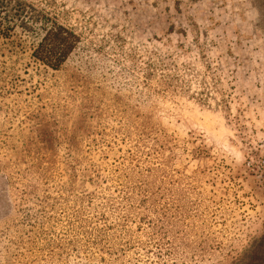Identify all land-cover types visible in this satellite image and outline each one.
<instances>
[{
    "label": "rangeland",
    "instance_id": "obj_1",
    "mask_svg": "<svg viewBox=\"0 0 264 264\" xmlns=\"http://www.w3.org/2000/svg\"><path fill=\"white\" fill-rule=\"evenodd\" d=\"M11 5L0 264H264V0Z\"/></svg>",
    "mask_w": 264,
    "mask_h": 264
},
{
    "label": "trees",
    "instance_id": "obj_2",
    "mask_svg": "<svg viewBox=\"0 0 264 264\" xmlns=\"http://www.w3.org/2000/svg\"><path fill=\"white\" fill-rule=\"evenodd\" d=\"M11 2L12 0H0V31L3 32L11 27L7 24L11 18L9 12L17 6H12ZM75 40V36L64 27L52 25L46 30L33 54L43 63L57 68L73 49Z\"/></svg>",
    "mask_w": 264,
    "mask_h": 264
}]
</instances>
